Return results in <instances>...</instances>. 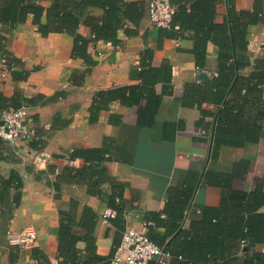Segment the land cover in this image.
I'll use <instances>...</instances> for the list:
<instances>
[{
	"label": "crops",
	"instance_id": "crops-1",
	"mask_svg": "<svg viewBox=\"0 0 264 264\" xmlns=\"http://www.w3.org/2000/svg\"><path fill=\"white\" fill-rule=\"evenodd\" d=\"M122 1L137 4L141 17L117 30L115 45L93 40L80 18L77 33L88 41L86 58L73 55L69 34L42 36L32 14L14 25L0 22V68L2 59L15 68L0 78V93L9 105L29 107L30 124L40 136L39 144H8L15 161L0 163L1 176L16 169L23 178V186L11 192L18 207L7 223H0V264H50L57 257L59 209L68 210L71 200L77 203V219L84 207L95 214V252L105 258L125 229H144L155 243L166 245L172 234L157 219L172 220L193 236L197 221L218 216L228 229L227 239L215 232L225 238L220 263L244 264L254 252L264 260V116L257 122L256 141H246V129L239 128L222 137L226 143L218 138L215 146L214 116L223 103L216 100L220 89L210 84L218 74V48L208 42L197 67L191 32L181 36L176 29L152 24L147 0ZM37 2L48 8L53 0ZM233 2L245 11L254 4ZM260 9L259 21L246 33L250 55L244 75L264 58V0ZM89 13L100 18L103 8L92 6ZM226 17L227 3L221 0L213 22L222 24ZM115 89L124 90L123 98L95 111L97 93ZM231 95L230 89L223 102ZM75 149L97 150L102 160L71 158ZM68 166L86 169L73 177L66 172L59 180ZM114 206L119 216L100 223L98 218ZM179 206L181 215L175 211ZM242 222L249 226L245 244ZM30 227L37 234L36 246L8 245V230ZM197 234L204 240L208 232ZM76 248L85 255L84 242ZM167 264L181 263L169 258Z\"/></svg>",
	"mask_w": 264,
	"mask_h": 264
},
{
	"label": "trees",
	"instance_id": "trees-1",
	"mask_svg": "<svg viewBox=\"0 0 264 264\" xmlns=\"http://www.w3.org/2000/svg\"><path fill=\"white\" fill-rule=\"evenodd\" d=\"M175 7L169 28L176 29L181 36L183 32L192 33L195 46L193 53L196 58L197 67L201 66L205 52V46L211 42L218 48V74L211 81L210 87H217L220 90L217 101L222 102L214 116L215 123V146L218 138H225L228 132L246 129L249 138L246 141H256L260 130L257 122L264 116V100L261 98L262 85L264 83V58L255 62V71L249 75L242 72L249 65V51L247 48L246 33L250 25L256 24L260 19L261 0H254L251 11L237 10L233 0H226L227 17L222 24L214 23L216 6L221 0H170ZM99 6L103 8L100 18L90 15L89 8ZM28 14L33 15V22L42 36L49 33H66L72 36V52L75 57L86 58V46L88 41L77 33L80 18L90 28L92 38L95 41L101 40L116 44V32L123 28L127 22L136 24L141 17V10L135 3H125L122 0H53L48 8L41 6L37 0H0V22L14 25L25 20ZM45 15L46 21L41 22V17ZM14 72V71H12ZM146 75H150L149 73ZM140 74V79L149 81V77ZM158 79V76H156ZM231 89L230 99L223 102V96ZM123 89L100 91L94 100L95 111L102 104L115 99L123 98ZM253 95V100H252ZM240 98V100H239ZM238 100V101H237ZM6 98L0 93V124L3 111L18 106L6 103ZM256 102V105L254 103ZM32 101H29V104ZM226 125H229L226 128ZM236 130V131H237ZM252 136V137H251ZM221 139V143L227 140ZM39 141L30 143L39 144ZM32 145V144H31ZM33 146V145H32ZM8 143L0 139V163L3 161H15ZM80 157L85 162L97 163L102 160L100 152L93 149H75L71 153V158ZM86 168H76L68 166L64 168L62 175L57 178L64 180V173L79 174ZM23 186V178L16 169H11L7 177L0 175V223H7L13 216V211L19 205V199L12 191H16ZM53 188L59 191L58 184ZM77 203L71 200L68 210L59 209L57 259L59 264H108L117 244L114 245L108 258L97 255L95 250V240L92 235L95 214L84 207L79 219L75 216ZM116 215L119 216L120 208L113 207ZM177 214L184 211L183 206L175 207ZM112 218V219H114ZM173 218V217H172ZM211 218H216L215 221ZM218 216H211L207 221L200 219L193 226V236L190 231L179 229V226L172 220L157 219V223L165 228L172 238L168 244L155 243L154 239L146 231L148 238L156 245L163 247L173 258L181 264H222L221 258L225 252L221 251L219 245L223 236L215 232H220L228 237V229L218 220ZM240 225V224H239ZM242 225V242L246 240L249 226ZM202 226L203 228H201ZM237 228V227H236ZM205 230V239L202 240L197 234ZM198 238H197V237ZM232 237V236H230ZM264 240V233L262 235ZM85 243V255H81L76 248L77 242ZM148 264H158L150 261ZM224 264V263H223ZM244 264H264V260L259 253H253L246 257Z\"/></svg>",
	"mask_w": 264,
	"mask_h": 264
},
{
	"label": "built area",
	"instance_id": "built-area-1",
	"mask_svg": "<svg viewBox=\"0 0 264 264\" xmlns=\"http://www.w3.org/2000/svg\"><path fill=\"white\" fill-rule=\"evenodd\" d=\"M174 11L175 7L170 0H147V17L157 27L168 28ZM14 70V66H9L5 59L1 60L0 78L4 77L6 72ZM171 73L173 77L177 75L175 67L171 68ZM30 118L29 107L20 106L3 111L0 124V139L8 144L16 141H39L40 136L30 124ZM44 128L48 129L49 127L45 125ZM115 215L116 212L109 209L98 220L100 223H107V220L114 218ZM6 240L10 246L26 249L37 245V234L32 227L21 231L8 230L6 232ZM169 258V253L163 247L152 242L144 229H125L108 264H148L153 260L158 264H167ZM50 264H59V260L54 258Z\"/></svg>",
	"mask_w": 264,
	"mask_h": 264
}]
</instances>
